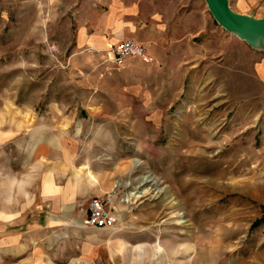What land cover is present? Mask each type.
<instances>
[{
  "label": "rangeland",
  "instance_id": "1",
  "mask_svg": "<svg viewBox=\"0 0 264 264\" xmlns=\"http://www.w3.org/2000/svg\"><path fill=\"white\" fill-rule=\"evenodd\" d=\"M228 2L264 18V0ZM98 5L0 0V217H21L8 227L0 222V234L56 216L49 236L60 246L46 250L48 264H214L223 256V264H239L264 254V82L255 80L247 51L264 50L209 12V57L194 50L191 74L160 81L175 60L118 65L108 50L77 46L79 23ZM226 166H236L237 188L230 189L229 172L222 187H206ZM246 182L260 190L246 193ZM70 185L73 199L52 204ZM130 190L140 196L126 201ZM105 194L115 224L87 225L90 198ZM215 231L222 247H214ZM259 255L254 263L264 264Z\"/></svg>",
  "mask_w": 264,
  "mask_h": 264
},
{
  "label": "crops",
  "instance_id": "2",
  "mask_svg": "<svg viewBox=\"0 0 264 264\" xmlns=\"http://www.w3.org/2000/svg\"><path fill=\"white\" fill-rule=\"evenodd\" d=\"M97 2L99 5L96 15L90 14L78 25L76 42L79 47L108 50L118 41L132 38L145 46L146 58L129 57L123 64L129 59L137 58L145 62L155 59L159 63L167 61L173 63L175 60V65L170 66L164 72V75L169 77L160 81L172 80L177 83L181 82L183 75L191 74V71L195 69L193 68L194 50L201 52V55H196L197 57H209L211 29L209 10L204 0H97ZM196 37L201 40L197 44L194 43ZM242 45L244 44L241 43V47ZM249 50H247L249 52L248 63L255 74V80L259 78L264 82V53L258 56L257 51H252L250 48ZM220 52L224 55V45L222 49L217 47L218 57ZM237 57L241 56L237 55ZM186 62L190 64H183ZM216 64L219 65L218 62ZM160 72L162 73L161 70ZM176 91L179 96L182 87L177 88ZM43 187L42 184L41 188ZM73 189L72 185L61 189L59 198H53L58 202L52 201V204L56 206L61 200L71 201ZM42 196L48 197L47 192H44ZM44 205L47 204H38L39 207ZM19 218L21 217L12 219L1 216L0 222L8 227L9 222V224L16 223ZM37 220L29 219L32 225L28 227L24 223L19 228L18 225H10L4 232L6 235L0 234L1 264H48L44 257L47 254L46 250L60 246L58 240L50 238L49 232L60 221L56 216L51 217L50 215ZM62 222L70 223L69 221ZM85 223L87 224L86 216ZM66 234L65 231L61 235ZM15 258L16 261H14Z\"/></svg>",
  "mask_w": 264,
  "mask_h": 264
},
{
  "label": "water",
  "instance_id": "3",
  "mask_svg": "<svg viewBox=\"0 0 264 264\" xmlns=\"http://www.w3.org/2000/svg\"><path fill=\"white\" fill-rule=\"evenodd\" d=\"M214 20L224 29L245 40L250 46L264 50V18L233 10L228 0H204Z\"/></svg>",
  "mask_w": 264,
  "mask_h": 264
},
{
  "label": "built area",
  "instance_id": "4",
  "mask_svg": "<svg viewBox=\"0 0 264 264\" xmlns=\"http://www.w3.org/2000/svg\"><path fill=\"white\" fill-rule=\"evenodd\" d=\"M92 49V48H90ZM108 55L115 64H123L129 57L146 58L145 46L132 38H125L108 49ZM111 194L92 197L86 209L87 224L95 227H111L116 217L112 212Z\"/></svg>",
  "mask_w": 264,
  "mask_h": 264
},
{
  "label": "bare ground",
  "instance_id": "5",
  "mask_svg": "<svg viewBox=\"0 0 264 264\" xmlns=\"http://www.w3.org/2000/svg\"><path fill=\"white\" fill-rule=\"evenodd\" d=\"M187 113V112H186ZM208 128V127H207ZM196 141H198V140H194V139H187V138H185V140H182V142H196ZM208 142H210L209 140H207ZM192 146V145H191ZM209 146V145H208ZM235 156V155H234ZM234 156L233 155H231L230 157H229V161L231 162V161H233L232 159L234 158ZM235 167L236 166H234L233 168L231 167V168H229L228 169V167L226 166V168L225 167H223V168H221L220 167V169H216V170H214V171H212V173H211V175H210V177H208V179H207V185H206V187L207 186H209V185H212V186H215V188H220V187H222V185H221V183H220V178H222L223 176H225V175H227V173L229 172L230 174H228V179L230 180V189H236L237 188V177H236V175L233 173V170L235 169ZM235 172V171H234ZM215 179V180H214ZM125 184H127V182L125 183ZM203 188H205L204 186H202ZM228 187V188H229ZM242 187V186H241ZM243 190H245V192L246 193H257L260 189H259V185H257V184H253V183H250V182H246V183H244V187L242 188ZM126 201L131 197V196H134V197H138V196H140V194H139V192L138 191H136V190H130V191H127V193H126ZM212 196V195H211ZM210 196V201H215L214 199H212V197ZM199 198V197H198ZM216 198V197H215ZM218 200V199H217ZM233 205V204H232ZM231 207V206H230ZM225 209V208H224ZM231 213V212H230ZM185 214V213H184ZM179 215L181 216V218L182 219H180L181 220V222H184V223H186L185 222V218H183V216L184 215H182V213H180L179 212ZM224 215V214H223ZM226 216V215H225ZM221 219L222 218H216L215 220H214V222L216 223V225H218V227H217V229L216 230H220V228H221V224H222V222H221ZM223 226V225H222ZM214 230V229H213ZM210 231V230H209ZM216 232V233H215ZM214 232V236H213V239H212V242L215 244V246L214 247H216V245L218 246V247H222V245H223V241H222V239H221V236H222V233H221V231H219V232H217V231H215ZM208 233V232H207ZM209 235H210V232H209ZM202 236H203V234H202ZM212 236V235H211ZM204 237V236H203ZM196 238H197V236H196ZM201 238V237H200ZM208 238V237H207ZM210 239V238H209ZM193 241V240H192ZM210 241V240H209ZM192 244V243H191ZM211 244V243H210ZM195 245H199V246H203V245H206V241H199V240H196L195 241ZM213 245V244H212ZM212 245H211V247H212ZM193 246V245H192ZM198 247V246H197ZM205 247H209V246H205ZM204 248V247H203ZM202 248V249H203ZM212 250V249H211ZM219 250V249H218ZM217 250V251H218ZM215 251H216V249H215ZM224 252V251H223ZM222 251H219V255H221L222 253H223ZM259 254H253V255H250L251 256V260L250 259H248V258H246V259H241L238 263L239 264H255L254 263V258H256L257 256H258ZM260 256V258L264 261V254L262 253L261 255H259ZM209 258V257H208ZM238 261V260H237ZM226 262V260H225V256H223V257H218L215 261H214V264H223V263H225Z\"/></svg>",
  "mask_w": 264,
  "mask_h": 264
}]
</instances>
